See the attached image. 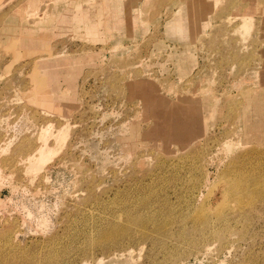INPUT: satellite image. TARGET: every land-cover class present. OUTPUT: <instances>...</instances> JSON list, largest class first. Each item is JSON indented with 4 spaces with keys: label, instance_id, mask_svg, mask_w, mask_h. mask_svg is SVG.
Instances as JSON below:
<instances>
[{
    "label": "rangeland",
    "instance_id": "rangeland-1",
    "mask_svg": "<svg viewBox=\"0 0 264 264\" xmlns=\"http://www.w3.org/2000/svg\"><path fill=\"white\" fill-rule=\"evenodd\" d=\"M214 1L0 0V264H264V0Z\"/></svg>",
    "mask_w": 264,
    "mask_h": 264
},
{
    "label": "bare ground",
    "instance_id": "bare-ground-1",
    "mask_svg": "<svg viewBox=\"0 0 264 264\" xmlns=\"http://www.w3.org/2000/svg\"><path fill=\"white\" fill-rule=\"evenodd\" d=\"M250 11H251V9L245 11L244 13L247 14ZM40 85L42 86L43 92H41V89L39 87L36 90H33L31 93H29V96H28V98H30V101H32V102L36 103L37 105L43 107V109L45 108L48 112L58 111L59 113H61L60 112L61 110L57 106L56 100L54 99V97L52 95V91H48V87L45 85V83L43 81L41 82ZM60 131H62V132L60 133L58 131L57 135L59 133H60V135L62 134L61 136L60 135L58 136L59 138L62 139L65 132L63 133V130H60ZM45 133H46V131H45ZM57 135H56V137H57ZM37 151L38 152H36V154L34 153L35 155L33 154L32 157H28V159H29V164L31 166H34L36 168L38 167V169H39L40 165H42L43 163L48 161V156L50 154V150H48V148L44 145V147L43 146L40 147ZM33 168H31V169L33 170ZM36 168L33 171H36ZM28 170H30V169H28ZM2 179H1V181H3ZM1 181H0V183H1Z\"/></svg>",
    "mask_w": 264,
    "mask_h": 264
},
{
    "label": "crops",
    "instance_id": "crops-1",
    "mask_svg": "<svg viewBox=\"0 0 264 264\" xmlns=\"http://www.w3.org/2000/svg\"><path fill=\"white\" fill-rule=\"evenodd\" d=\"M123 1L124 0H103V6L107 5V4L112 6V9H113L112 10V14L117 15V17H118V16L121 15V13H123L122 11L124 10V9L121 8V6L124 4ZM122 2H123V4H122ZM215 6H216V2L214 0H192V2H191L189 7L191 8V10H194V11L190 15L191 19L193 21V24H192V26L190 28L196 29V28H198L199 24L201 25L203 20L204 21L208 20L207 17H208L209 11L212 10ZM200 13H201V16H200ZM238 15H241V14H238ZM109 19L111 20V18H109ZM175 28L177 30H180V29L182 30L181 25H179L178 23L175 25ZM27 29H29V28H27V27L25 28V30L27 31V35L28 36L33 34L31 32V30H27ZM89 29L92 30V27L89 28ZM38 34H40L42 42H46V33H42V34L38 33Z\"/></svg>",
    "mask_w": 264,
    "mask_h": 264
}]
</instances>
